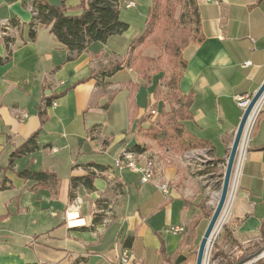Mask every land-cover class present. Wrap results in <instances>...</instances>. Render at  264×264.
Wrapping results in <instances>:
<instances>
[{
  "label": "crops",
  "instance_id": "crops-1",
  "mask_svg": "<svg viewBox=\"0 0 264 264\" xmlns=\"http://www.w3.org/2000/svg\"><path fill=\"white\" fill-rule=\"evenodd\" d=\"M80 1L66 0L67 14H79ZM194 1L204 40L182 51L186 68L179 92L192 100V119L183 127L205 142L210 162H216L229 152L244 111L237 98H248L264 80V0ZM32 2L0 0V185L7 186L0 191V264H116L127 238L132 264H190L208 224L204 178L214 163L195 164L186 160L188 152L164 148L146 133L155 76L145 80L125 59L132 36L144 30L132 25L133 12L145 19L150 0H121L119 19L128 29L106 43H92L72 61L45 26L38 25L35 39H29ZM128 3L133 6L126 8ZM12 20L17 27L2 26ZM6 35L12 40L8 49ZM232 109L238 112L235 125ZM254 117L221 234V249L229 256L264 233V98ZM35 133L38 149L10 168L11 151ZM135 145L156 161L155 182L168 183L166 198L156 183L140 184L133 172L115 168L120 151ZM89 165L104 169L94 190L71 188L70 179L87 175ZM26 169L55 174L56 188L17 177ZM97 215L102 219L94 224ZM171 226H183L184 232L171 235Z\"/></svg>",
  "mask_w": 264,
  "mask_h": 264
},
{
  "label": "trees",
  "instance_id": "trees-1",
  "mask_svg": "<svg viewBox=\"0 0 264 264\" xmlns=\"http://www.w3.org/2000/svg\"><path fill=\"white\" fill-rule=\"evenodd\" d=\"M121 0H81L75 10H80L79 14L69 15L66 8V0H59L58 5H51L47 0H33L31 4L32 20L29 24V39L34 40L36 37V28L43 25L49 29L58 42L66 49V61L76 59L81 53L87 51L88 47L94 42L106 43L112 36H120L127 29L128 24L119 19V5ZM180 5V14L178 18H174L173 12ZM188 18V19H187ZM193 19V20H192ZM194 28H190L191 24ZM10 27H17L15 20L10 21ZM155 36V47L163 50L168 57L167 65L170 70L166 87V102L169 109L165 110L164 106H160L159 113L155 118V122L147 128V135L158 145L168 147L176 153H184L192 150L204 149L208 156L211 150L205 147V142L195 140L186 134L184 130V122L192 119L190 106L192 103L191 96H181L179 92V83L182 73L186 68V61L182 58V51L191 43H202L204 38L200 33V19L197 6L194 0H150V5L145 14V28L143 32L134 37L129 43V50L126 56V66L133 68L141 73L145 80L150 79V75L146 73V64L158 63L161 54L156 57H142L139 47L146 44L149 36ZM4 45L8 49L11 38L7 35L3 38ZM10 51L8 50L5 60L9 59ZM0 61L2 59L0 58ZM153 65V64H152ZM120 65L116 69H120ZM251 98V96H249ZM51 99H47L49 104ZM40 118H44V112H39ZM43 122V120H42ZM37 133L30 136L22 145L13 149L9 155V167L12 168L13 162L17 158L32 154L38 149ZM129 150L133 152H144L146 149L139 145H135ZM211 162L210 164H217ZM213 164V165H214ZM98 171V173L95 172ZM87 175L83 177H74L70 179L71 188L82 185L88 191H93V181L96 177L104 173V169L89 165L86 167ZM17 177L23 180H30L35 183V187L47 188L54 190L58 184V178L55 174L46 171L32 172L28 169L17 172ZM3 183L0 185V191L6 189ZM204 211V208H202ZM206 214L209 220L210 214ZM102 216H95L94 224L101 222ZM203 233V232H201ZM123 247H128L127 241ZM260 242L252 247L244 249L238 246L241 256L232 257L223 253L214 254L220 257L219 264H238L247 258L259 255L264 248V233H260L257 238ZM242 249L245 253L242 254ZM19 264H40L38 262L19 263ZM251 264H264V258L259 259Z\"/></svg>",
  "mask_w": 264,
  "mask_h": 264
},
{
  "label": "rangeland",
  "instance_id": "rangeland-1",
  "mask_svg": "<svg viewBox=\"0 0 264 264\" xmlns=\"http://www.w3.org/2000/svg\"><path fill=\"white\" fill-rule=\"evenodd\" d=\"M180 10H181L180 9V5H178L176 7L175 11L173 12L174 18H178L179 14H180ZM122 13L127 14V11H125V12L122 11ZM133 14H134V16H133L134 17V20H133L134 22H132V25L135 28H138V29H141V30L144 29L145 28V19H143V17L138 16V13L133 12ZM135 14H136V16H135ZM190 28H194V24L193 23L190 25ZM159 32H160V30L155 32L154 35L149 36L146 44H144L143 46L139 47V50L141 51V56L142 57H151V56L156 57L158 54H161V56H162L160 61H158V63L154 64V63H149L148 62L146 64V68H147L146 73L149 74L150 77L153 74L155 76V80H156V92H155L154 98H153L155 103H154L153 106L150 105L148 107V110L149 109H153L156 112V114L159 111L157 109H160V106H162V105L165 106L166 109H168V104L166 103V97H165V94H166L167 91H166V88L164 87V85H165V82L167 81V78H168L169 73H170V70H169L168 65H167L168 57L164 54L163 50L157 49L155 47V38H156L155 36H157L159 34ZM132 37L134 38L135 36H132ZM191 43H193V42H191ZM139 74L141 75L140 72H139ZM159 84H160V86H159ZM245 99L249 100L250 97L245 98ZM244 104H245L244 106L246 107L247 102L244 103ZM155 108H157V109H155ZM116 111H118V106H116ZM231 111L232 112L229 113L230 119H231L230 123L235 125L236 116H237L238 112H236V110H234V109H232ZM148 115H149V113H148ZM156 116L157 115H155V116L149 115L147 117V119L152 124V123L155 122ZM253 122L254 121H252V126H253ZM238 123H239V120H238ZM191 126L192 125H188V124L186 125V128L188 129V131H191L190 129L194 130ZM251 129L252 128H250L247 137H246V133L247 132L244 134V137L242 139L243 141L240 144V147H239V150H238V154H237V157H236V161L234 163V167H233V171H232V178H231V181H230V189H229L230 192H231L232 188L235 185V179H236V176H237V174H236V166H237V163L240 161V159H241V157L243 155L242 152H245L246 144H247ZM162 147H164V146H162ZM218 147H219L218 149H220V146H218ZM185 153L186 152H184V153L182 152L181 155L184 156ZM228 153L225 156H223L222 159L218 160L217 164H214V165L211 164L212 167L208 169L209 170L208 171L209 175H207L204 178V180L206 179L205 180L206 187L208 186L209 189L207 191L208 195H207V198H206L207 199V204H206L207 207L204 206L203 208H204V212H206L207 214H210V217H211V215L213 213V210H214V208H215V206L217 204V200H218V197H219V193H220V189H221V184H222V180H223V174H224V171H225V166H226V160H227ZM239 154H240V158H239ZM216 156L217 157L221 156V150H220V152H218L216 154ZM185 158H186V160H189L191 162H195V164H201V166H203V167L206 166V164L211 163L210 160H209L210 157H208V155L205 152L200 151V150H193V151H190V152L188 151V153L185 155ZM238 168H239V166H238ZM204 180H203V182H204ZM228 202H229V199H228ZM228 202L226 203V206L224 207V210L222 211V213L220 215V218L218 220V225H217V227L215 229V232L212 235V238H211L210 243L208 245L207 252H206V264H219L220 263V257H215L214 258V254H216V253H218V254L223 253L225 255H228V253H229V250L227 248L224 249L226 251H223L221 249V246H222L221 234H222V230H223L224 226L227 224V220H228V209H227L228 208ZM224 211H226V214H227V216L225 215L226 217L223 215ZM201 236H202V233H200L198 235V238H197V240H196V242H195V244L193 246V249H192L193 251H192L191 259H190V264H195L196 253H197V249H198V246H199V242H200ZM258 242H260L258 239H253L247 245L241 246V247L244 248V249H247V248L252 247L254 244H256ZM231 245H233V244H231ZM236 246H238V244H236ZM244 249H242V254L245 253ZM235 253L236 254H234V253L231 254L232 257H236L237 255L241 256L240 255L241 252L238 249L235 250ZM262 258H264V248H263V251L259 255H257L256 257H253L249 262H252L253 260H254L253 262H255V261H257L259 259H262Z\"/></svg>",
  "mask_w": 264,
  "mask_h": 264
},
{
  "label": "water",
  "instance_id": "water-1",
  "mask_svg": "<svg viewBox=\"0 0 264 264\" xmlns=\"http://www.w3.org/2000/svg\"><path fill=\"white\" fill-rule=\"evenodd\" d=\"M264 96V80L260 84V86L257 88V90L251 95V98L247 102V106L244 108V111L242 113V116L240 118V121L238 123L236 132L234 134V138L232 141V145L230 147L227 160H226V166H225V171L223 174V180L221 184V189L219 193V197L217 200V204L213 210V213L211 217L209 218L208 224L201 236L199 246L197 249L196 253V259H195V264H204V260L206 258V252L208 245L210 243V240L212 238V235L215 232V229L218 225V220L220 218V215L222 211L224 210V207L226 206V203L228 202L229 199V189H230V181L232 177V171L234 167V163L236 161V157L238 154V150L242 141L243 133L246 127V123L258 103V101ZM253 256L247 258L245 261L240 262L238 264H246L248 263Z\"/></svg>",
  "mask_w": 264,
  "mask_h": 264
},
{
  "label": "built area",
  "instance_id": "built-area-1",
  "mask_svg": "<svg viewBox=\"0 0 264 264\" xmlns=\"http://www.w3.org/2000/svg\"><path fill=\"white\" fill-rule=\"evenodd\" d=\"M205 2H211L215 5H218V0H205ZM133 6V3L126 4V8H130ZM120 8V5H119ZM33 15L35 13L32 12ZM9 23H2V26H9ZM246 65H244L245 67ZM247 101L244 97L237 98V104L241 108H245L244 103ZM148 113L151 116L157 115L153 109H149ZM115 168L119 170L127 169L138 176V182L140 184H150L156 183V176L158 174V169H153L152 165L148 160V152H133L127 148H123L114 162ZM96 173L98 171L95 170ZM104 173H101L103 175ZM206 186V184H204ZM208 185V184H207ZM157 188L160 190L164 198L167 197L169 193V186L167 182H158L156 183ZM208 188V186H207ZM209 189V188H208ZM167 232L171 235L177 236L184 232L183 226H171L168 228ZM134 261V255L130 251V249L123 247L122 245L119 247V250L116 254V264H132Z\"/></svg>",
  "mask_w": 264,
  "mask_h": 264
},
{
  "label": "bare ground",
  "instance_id": "bare-ground-1",
  "mask_svg": "<svg viewBox=\"0 0 264 264\" xmlns=\"http://www.w3.org/2000/svg\"><path fill=\"white\" fill-rule=\"evenodd\" d=\"M264 97V96H263ZM262 97V98H263ZM260 99L259 101H258V103L256 104V106L254 107V109H253V111H252V113H251V115H250V117H249V119H248V121H247V123H246V127H245V130H244V133H243V137H244V134L246 133V131L248 130L247 128L249 127V125H250V122L252 121V119H253V117H254V115H255V113H256V111H257V109H258V107H259V105H260V103H261V101L263 100V99ZM245 105V104H244ZM247 106V105H246ZM243 137H242V139H243ZM243 141V140H242ZM241 141V142H242ZM239 158H240V154H239ZM148 160H149V162H150V165H152V168L153 169H158V167H157V165H156V161H154V159L150 156V155H148ZM241 160V159H240ZM154 161V162H153ZM238 166H239V162L237 163V166H236V173H237V171H238ZM232 178V177H231ZM229 195H230V190H229ZM228 195V196H229ZM225 212V211H224ZM224 212H223V214H224ZM204 264H206V258H205V260H204Z\"/></svg>",
  "mask_w": 264,
  "mask_h": 264
}]
</instances>
